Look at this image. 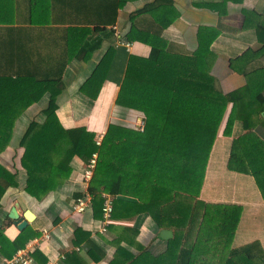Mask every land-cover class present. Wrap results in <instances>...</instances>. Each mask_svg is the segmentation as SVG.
<instances>
[{"label":"trees","instance_id":"trees-1","mask_svg":"<svg viewBox=\"0 0 264 264\" xmlns=\"http://www.w3.org/2000/svg\"><path fill=\"white\" fill-rule=\"evenodd\" d=\"M131 1L135 0H23V14L10 12L18 23L56 27L60 31L56 42H61L62 50L58 62L53 48L49 49L51 38L44 55L38 51L32 54L33 61H23L21 69L0 71V153L9 144L15 119L47 93L43 121L30 120L18 141L28 195L39 200L55 191L71 173L74 157L87 163L96 153L87 185L94 218L102 220V194L107 193L112 197L110 220L121 209L137 207L161 230L175 232V239L180 235L193 238L189 252L201 251V264H264L257 241L230 247L240 206L198 198L209 152L224 120L225 135H230L234 121L242 127L231 140L226 167L251 175L264 201V139L256 131L258 127L264 130V62L249 67L252 60L264 58V15L242 10V27L254 28L259 47L247 48L228 60L229 68L242 75L245 83L223 92L210 73L215 56L209 46L218 29L201 28L193 52L172 47L161 36V30L178 17L172 0L147 1L129 13L130 27L123 40L143 42L150 51L146 57L127 54L114 101L120 109L138 113L142 128L109 123L96 144L95 134L84 126L64 128L59 122L56 98L64 87V67L72 58L85 59L91 52L88 39L98 32L109 33L118 10ZM226 1L198 5L220 14ZM5 8L6 0H0L2 21L9 13ZM112 51L103 54L81 84V94L92 100L97 97ZM9 186H16L15 174L0 162V199ZM2 232L0 228V252L6 257L37 234L25 229L9 241ZM178 241L169 243L167 250L172 251ZM72 243L84 247L91 257L97 249L90 234L79 227L73 231ZM33 256L36 259L40 252L34 251ZM63 257L64 264H85L75 250Z\"/></svg>","mask_w":264,"mask_h":264},{"label":"crops","instance_id":"crops-1","mask_svg":"<svg viewBox=\"0 0 264 264\" xmlns=\"http://www.w3.org/2000/svg\"><path fill=\"white\" fill-rule=\"evenodd\" d=\"M150 0H135L127 2L118 10L116 22L109 28V33L98 32L88 39L87 48L90 54L85 59L72 58L64 67L61 75L63 89L56 98V114L64 128L84 126L92 131L95 137L103 136L109 123L125 124L131 119L142 120L140 115L132 110H123L115 105L118 83L123 77L127 54L146 57L150 47L140 41L122 45L119 39H124L130 27L129 13L142 7ZM222 0H172L178 12V17L161 30V36L172 47L193 52L199 43L201 28L218 29V34L210 42L209 49L214 54L210 73L223 92H228L245 83V78L229 68L228 60L241 54L245 49L259 47L254 28L249 25L242 27V10L253 11L264 15V0H227L216 10L198 5V3H219ZM23 0H6V12L0 20V71L10 73L23 67L24 62H31L32 54L46 52L47 42L51 43L53 54L60 61L61 42L60 31L52 25L29 24L26 21L18 23L15 14H23ZM14 12V16L10 14ZM145 20L148 17L144 18ZM142 18L138 19L141 22ZM147 24L151 25L147 21ZM146 25V24H145ZM56 28V29H55ZM113 49L110 60L105 67V80L100 86L95 99L83 95L79 87L91 74L103 54ZM52 55L49 54V56ZM55 63V58H54ZM264 58L258 57L249 64L256 67L263 64ZM58 72L53 69L54 76ZM48 94H43L39 100L30 104L14 121L8 146L0 153V162L12 174H15L16 186H9L0 199V228L4 237L12 241L23 230L37 234L29 238L25 244H33L42 236V230L49 233V239L34 244L31 262L28 264H46L57 261L64 264V254L71 250L77 251L85 264H201V251L189 252L191 237L180 235L175 239V232L168 237H161L151 216L146 212H138L137 207L118 211L116 218H111L106 224L100 218H94L92 208L82 214L72 210L75 194L85 190L82 173L86 163L78 157L72 160V171L68 178L55 191L45 194L37 200L24 191L26 174L20 166L19 158L23 148L18 141L30 120L43 121L42 110L47 107ZM224 120L221 123L209 152L204 177L199 191V199L217 204L239 205L240 216L236 224L231 248L257 241L264 252V201L259 189L249 174L235 172L226 167L231 140L242 132L239 121H234L230 135L223 134ZM128 125V124H125ZM257 133L264 139V130L257 128ZM16 168V169H14ZM16 205L19 215L25 210L34 214L32 221L19 230L8 213ZM88 232L97 249L93 256L86 253L84 247L79 249L72 243L73 231L77 228ZM177 237V236H176ZM179 240L177 246L168 251L172 241ZM18 249L10 257L0 252V262L17 254ZM40 256L35 259L34 251ZM190 254L191 257H187ZM62 256V258H61Z\"/></svg>","mask_w":264,"mask_h":264},{"label":"built area","instance_id":"built-area-1","mask_svg":"<svg viewBox=\"0 0 264 264\" xmlns=\"http://www.w3.org/2000/svg\"><path fill=\"white\" fill-rule=\"evenodd\" d=\"M118 42L122 45H126V46L129 45V42H125L122 39H119ZM142 121L143 120H140L135 126L142 128V125H143ZM101 138H102L101 136L96 138V144H99ZM96 158H97V154L93 153L90 159L88 160V162L86 163L85 168L83 170L82 181L84 183L85 190L83 193H81V196L75 198L72 201V210L75 213L82 214L85 211L91 210V195L87 191V185L93 174V170L96 164ZM102 197H103V203L101 207V211H102L101 223L106 224L110 222V216L112 212V197L107 193H103ZM41 232H42V236L36 239L33 244L27 245L26 248L23 247V249L18 251L17 254L14 255L13 257L8 258V259H3L0 262V264H28L30 263L32 259L30 254L32 250L34 249V244L37 245L38 243L44 242L49 239V233L46 230H42ZM46 264H58V262L50 260Z\"/></svg>","mask_w":264,"mask_h":264},{"label":"water","instance_id":"water-1","mask_svg":"<svg viewBox=\"0 0 264 264\" xmlns=\"http://www.w3.org/2000/svg\"><path fill=\"white\" fill-rule=\"evenodd\" d=\"M16 207V205L11 207L8 213V217L12 220L13 224L16 225L19 230H22L29 221L33 220L34 214L27 209L22 213V215H19ZM159 235L161 237H168L171 235V231L167 229H162L160 230Z\"/></svg>","mask_w":264,"mask_h":264},{"label":"rangeland","instance_id":"rangeland-1","mask_svg":"<svg viewBox=\"0 0 264 264\" xmlns=\"http://www.w3.org/2000/svg\"><path fill=\"white\" fill-rule=\"evenodd\" d=\"M132 121H130V122H128V123H125V124H128V125H133V126H135V125H137V123H138V121L136 120H134V119H131Z\"/></svg>","mask_w":264,"mask_h":264}]
</instances>
